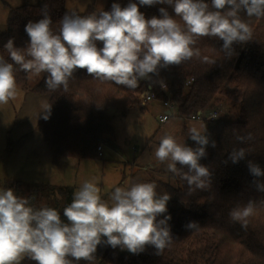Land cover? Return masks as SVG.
<instances>
[{
	"label": "clouds",
	"instance_id": "1",
	"mask_svg": "<svg viewBox=\"0 0 264 264\" xmlns=\"http://www.w3.org/2000/svg\"><path fill=\"white\" fill-rule=\"evenodd\" d=\"M154 5L171 6L175 15L161 7L160 18L146 19L140 6ZM47 8V4L42 8V19L25 26L29 37L25 48L16 47L12 38L4 44L13 63L0 57V106L17 96L14 65L29 80L46 73L44 83L50 92L61 88L67 92L69 81L79 69L98 81L135 90L139 81L151 82L150 74L158 75L161 68L201 58L200 49L195 47L201 37L218 38L225 55L232 57L234 45L247 43L253 35L250 24L240 14L264 18V0H138L123 8L114 3L111 11L84 16L66 12L58 33H54ZM98 42L102 47L97 46ZM202 62L214 63L207 56ZM44 109V119H49L51 106L46 101ZM188 136L196 147L179 143L165 132L154 149L155 161L186 181L189 192L206 190L212 175L200 161L207 156V147L215 148L216 142L210 141L206 126L191 124ZM252 139L251 133L237 137L241 143ZM246 154L245 148L233 149L228 161L237 164ZM247 166L257 191L264 193V169L253 161ZM156 189L154 182L126 183L115 187L105 200L96 183L85 180L63 209L67 222L54 208L35 209L11 188L0 189V264H22L25 259L36 264H91L101 244L134 255L152 246L155 254L161 255L173 240L168 223L171 216H164L171 196L167 192L158 194ZM258 203L264 205V200H250L233 208L230 220L246 230ZM161 216L164 218L158 219ZM185 227L198 230L199 224L193 221Z\"/></svg>",
	"mask_w": 264,
	"mask_h": 264
},
{
	"label": "trees",
	"instance_id": "2",
	"mask_svg": "<svg viewBox=\"0 0 264 264\" xmlns=\"http://www.w3.org/2000/svg\"><path fill=\"white\" fill-rule=\"evenodd\" d=\"M205 2L210 3V0ZM66 3L67 0H41L38 4L11 8L6 30L0 34V57L13 63L4 44L12 38L16 47L25 48L29 43L25 26L43 18L45 4L52 19L50 28L58 33L59 22L66 12H76L68 10ZM114 3L123 8L129 3H138V0H106L102 7L92 3L84 12L76 13L84 16L102 10L111 11ZM161 7L175 15L168 5L140 6V11L146 19L160 18ZM240 15L250 24L253 35L247 43L234 45L232 57L225 55L221 48L223 42L218 38L201 37L195 45L200 49L201 58L194 57L181 65L161 68L158 75L150 74L158 101L167 98L161 89L162 81L177 107L175 117L181 120L201 112H221L224 101L239 105L236 119L221 116L216 121L204 122L210 141L216 142L215 148L207 147V156L200 161L212 175L211 186L189 192L187 182L169 172L163 189L171 196L164 214L171 216L168 221L173 236L171 245L161 255H156L152 246L134 255L121 251L119 247L113 249L101 244L91 264H264V205L257 204L246 230L229 218L233 208L242 207L250 200H264V193L257 191L253 184L255 178L247 166L248 161H253L264 169V18H248L243 12ZM176 19L182 23L178 17ZM97 46L102 47V43L98 42ZM204 56L214 63L202 62ZM14 72L18 86L49 96L50 117L43 119L41 126L56 163L63 158H97V140L104 138L107 141L115 137L113 119L124 117L140 107L135 94L144 90L149 82L144 80L132 90L113 82L98 81L86 70L79 69L69 81L67 92L63 88L50 92L44 83L46 73H42L39 83L31 88L26 73L15 65ZM140 110L146 108L140 107ZM249 133L252 140L244 143L237 140L238 136L246 137ZM185 144L196 147L189 136ZM239 148L247 149V157L233 164L228 161V156L233 149ZM8 188L18 197L27 198L35 209L45 206L56 209L61 219L67 222L63 209L72 202V187L14 179L4 182L3 189ZM193 221L199 224V228L190 231L185 226ZM22 264L36 262L25 259ZM79 264L88 262L80 261Z\"/></svg>",
	"mask_w": 264,
	"mask_h": 264
},
{
	"label": "rangeland",
	"instance_id": "3",
	"mask_svg": "<svg viewBox=\"0 0 264 264\" xmlns=\"http://www.w3.org/2000/svg\"><path fill=\"white\" fill-rule=\"evenodd\" d=\"M41 0H0V34L6 30L11 8L26 4H38ZM92 3L104 6L106 0H67L70 11L84 12ZM40 77L28 79V87L36 86ZM18 93L9 104L0 106V189L6 180L25 183H43L72 187L75 190L85 180H91L101 189L102 199L107 200L115 187L126 183L154 182L158 194H163V183L169 172L163 164H157L154 149L159 138L171 133L179 143L185 144L191 124L204 127V122H187L175 116L166 124H160L158 116L165 111L159 102L143 106L136 93L140 107L126 116L113 119L115 137L107 140L103 156L89 160L65 158L53 161L45 140L42 121L44 102L49 96L18 86ZM222 116L236 119L239 105L224 101L220 107ZM114 114L113 111H110ZM187 119V118H186ZM106 240V237L103 238ZM128 252V251H123Z\"/></svg>",
	"mask_w": 264,
	"mask_h": 264
},
{
	"label": "built area",
	"instance_id": "4",
	"mask_svg": "<svg viewBox=\"0 0 264 264\" xmlns=\"http://www.w3.org/2000/svg\"><path fill=\"white\" fill-rule=\"evenodd\" d=\"M144 82V80L139 81V83ZM163 93L167 96L166 100L158 101L157 95L153 89V86L150 82H147L146 88L138 92L139 99L143 106H146L150 103L159 102L165 108V111L158 116V121L160 124L167 123L171 117L175 116L177 113L176 105L170 100V95L167 92V88L161 87ZM222 116L221 112L218 110H212L209 113L201 112L198 115L187 118L188 122L193 121H216ZM106 140L104 138L98 139L96 144V154L97 157H102L103 149L105 147Z\"/></svg>",
	"mask_w": 264,
	"mask_h": 264
},
{
	"label": "crops",
	"instance_id": "5",
	"mask_svg": "<svg viewBox=\"0 0 264 264\" xmlns=\"http://www.w3.org/2000/svg\"><path fill=\"white\" fill-rule=\"evenodd\" d=\"M168 122H169V121H168ZM168 122H167V123H168ZM193 122H194V121H193ZM165 124H166V123H165ZM64 159H65V158H63V159H61V160H64ZM71 159H72V158H71ZM73 159H74V158H73ZM61 160H60V161H61Z\"/></svg>",
	"mask_w": 264,
	"mask_h": 264
}]
</instances>
